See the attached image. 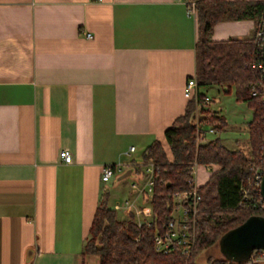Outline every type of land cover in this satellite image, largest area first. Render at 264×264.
<instances>
[{"label":"crops","instance_id":"0c3cea01","mask_svg":"<svg viewBox=\"0 0 264 264\" xmlns=\"http://www.w3.org/2000/svg\"><path fill=\"white\" fill-rule=\"evenodd\" d=\"M255 26L221 21L211 38ZM196 40V15L179 0H0V264H77L105 189H119L111 206L132 203L121 219L152 220L147 196L115 179L141 184L138 158L155 139L170 156L164 131L188 102ZM211 105L225 118L222 144L243 150L250 118L231 126ZM116 162L123 171L101 182ZM218 169L197 164L196 185Z\"/></svg>","mask_w":264,"mask_h":264},{"label":"trees","instance_id":"16d2710c","mask_svg":"<svg viewBox=\"0 0 264 264\" xmlns=\"http://www.w3.org/2000/svg\"><path fill=\"white\" fill-rule=\"evenodd\" d=\"M197 40L194 46L197 86H220L224 92H233L235 99L244 102L251 110L246 123L250 154L256 156L264 135V108L261 97L251 95V85L262 78L258 69L251 66L259 56L256 52V30L264 10V0H196ZM252 19L256 26L248 37L212 40L214 25L221 21ZM200 98L203 94L199 92ZM195 101L188 100L183 114L177 116L165 129L164 136L169 154L155 139L142 152L143 166L148 159L154 165L151 196L152 220L141 222L130 213L121 219L110 205V193L103 190L89 228L81 256L97 258L96 264H224L233 261L221 257L206 256L198 260L207 249L218 246L228 231L247 218L264 216V210L252 208L241 202L240 186L248 184L251 175V159L240 150L226 148L219 137L197 138ZM202 122L221 133L225 118L202 108ZM216 164L219 169L209 175L198 187L200 202L196 213V237L191 253L186 256L180 250L161 253L155 250L154 236L164 230L176 207L172 194L187 188L190 166ZM138 165V166H139ZM139 168V167H138ZM122 174V173H121ZM144 176V173H143ZM259 249H253L251 257ZM248 257V258H249Z\"/></svg>","mask_w":264,"mask_h":264},{"label":"built area","instance_id":"2783aa9c","mask_svg":"<svg viewBox=\"0 0 264 264\" xmlns=\"http://www.w3.org/2000/svg\"><path fill=\"white\" fill-rule=\"evenodd\" d=\"M179 1L186 5L188 14L195 13L196 0ZM86 35L90 37V33ZM255 36L256 52L259 57L252 62L251 66L258 69L262 79L257 84L251 85V95H260L261 103L264 108V63L261 57V47L264 41V10L259 20ZM184 96L188 100H194L195 106L201 109H208L211 102L207 95H203V97L200 98L195 77H189L186 80L184 84ZM196 124L197 138L199 141H203L207 133H216L213 127H208V130H206L199 126V121H197ZM130 150H133L132 146ZM60 155L64 162L68 163L71 161L69 152L62 151ZM250 158H252L250 163L251 175L248 179V184L240 186L242 193L241 202L249 204L252 208L264 210V200L260 196V184L264 172V135L256 156H250ZM196 166L197 163L193 162L189 168L190 177L187 180V188L175 191L172 194L173 201L176 202L177 205L171 214V218L168 219L164 230L160 233H156L154 236V247L158 252L168 253L174 250H180L183 255L188 256L194 247L196 237V213L201 199L198 193V186L195 182ZM153 167L152 160L148 159L142 167L144 177L141 184L132 182L130 184L131 189L137 191L138 194H144L150 197L153 185ZM122 171L123 168L120 162L105 164L102 168L100 181L107 183L116 174ZM131 206L132 203L128 199H124L121 202L116 201L113 204V208L116 210L126 207L129 208ZM137 221L141 223L138 219ZM224 264H264V251L258 250L255 254L242 262L226 261Z\"/></svg>","mask_w":264,"mask_h":264},{"label":"rangeland","instance_id":"374dc122","mask_svg":"<svg viewBox=\"0 0 264 264\" xmlns=\"http://www.w3.org/2000/svg\"><path fill=\"white\" fill-rule=\"evenodd\" d=\"M208 97L210 98L211 97V100L213 99V102L209 104V107L208 109H210V105L213 107V108H217V107H220L221 109V113L222 115H224L226 117V120L227 122L229 123V125L233 126V125H240L241 123H244L245 121H247L249 118H251V111L250 109L247 107V104L244 103V102H239L235 99L234 95H233V92H230V93H226L224 92V90L220 87V86H217V85H212L209 89H208ZM211 107V108H212ZM202 109L195 106V115L196 116H200L202 115ZM203 120V118H202ZM201 127H203L204 129L208 130V127H210V125L206 124V123H203L202 121H199ZM226 125V124H225ZM228 130V129H227ZM224 131V130H223ZM228 135H230V133L232 131H229L228 130ZM217 133V131H216ZM211 134V133H207L208 137H219V138H223V133L221 134ZM234 132H232L231 136H234L233 135ZM247 133H248V130H247ZM250 147H249V143L245 145V147L243 148V150H240L242 151L243 153H245V155L247 157H250ZM140 151L137 153L139 154ZM142 159L141 157L138 158V161L140 162ZM140 167V165L138 166ZM143 166L141 165L140 168H142ZM206 173L203 171V169H201L200 167H197V171H196V175H197V182H199V180L204 177ZM201 177V178H200ZM196 179V178H195ZM110 183L114 182V181H109ZM118 185H121V186H125L129 187V185L132 183V182H136L135 178L133 177V175H129L127 177H124L122 179H119V178H116L115 179V186H116V183H118ZM109 183V184H110ZM116 189H111V196H117L119 195L120 196V192H119V189L117 191H115ZM137 191H135L136 193ZM131 199V198H129ZM120 202L122 200H119ZM118 201V202H119ZM112 204V203H111ZM110 204V205H111ZM147 206L150 207V203L148 202L147 203ZM127 209L126 208H120L119 210H117V215L119 218H122L125 216V210ZM148 213V211H147ZM141 218H139L138 220L140 222H143L145 220V216L144 214L142 213V215L140 216ZM150 219V218H149ZM147 219V220H149ZM208 255H211L213 257H221L222 254H221V251L219 249L218 246H213L209 249H207L204 253L200 254L199 257H198V260L203 262L205 261V258L206 256ZM245 257V254L243 252H239L238 253V258H244ZM97 263V258L96 257H93V256H81L80 258H78V262L77 264H96Z\"/></svg>","mask_w":264,"mask_h":264},{"label":"water","instance_id":"95a60500","mask_svg":"<svg viewBox=\"0 0 264 264\" xmlns=\"http://www.w3.org/2000/svg\"><path fill=\"white\" fill-rule=\"evenodd\" d=\"M261 57L264 63V41L261 47ZM201 116L198 120L202 121ZM127 172H123L119 179L126 177ZM260 196L264 200V172L260 184ZM221 254L233 261H242L249 257L253 249L264 251V216L255 215L247 218L236 228L223 235L219 242ZM243 252L244 258H238V253Z\"/></svg>","mask_w":264,"mask_h":264}]
</instances>
